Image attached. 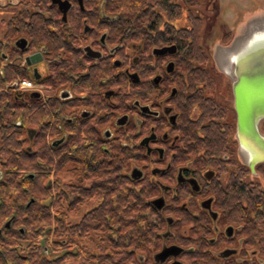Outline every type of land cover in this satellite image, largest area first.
Listing matches in <instances>:
<instances>
[{
	"label": "flooded vegetation",
	"instance_id": "flooded-vegetation-1",
	"mask_svg": "<svg viewBox=\"0 0 264 264\" xmlns=\"http://www.w3.org/2000/svg\"><path fill=\"white\" fill-rule=\"evenodd\" d=\"M7 3H48V12L58 13L48 16L55 21L48 22L50 42L25 55L40 53L46 65L42 71L40 61L25 62L42 86L38 95H30L43 98L53 117L55 107L61 112L64 135L52 145L65 142L72 124L82 135L103 137L112 166L124 176L125 193L138 191L152 205L150 215L166 221L153 260L186 264L185 251L198 246L221 264L262 260L257 236L249 245L241 214L226 205L233 198L241 201L242 183L262 184L264 172L257 168L264 162L254 172L243 161L233 80L227 75L229 99L218 98L214 69L213 79L204 74L211 69L207 46V57L193 58L198 16L189 0H0ZM263 11L242 23L236 35ZM21 38L15 45L26 49L27 38L24 48L16 44ZM215 67L225 73L217 61ZM65 70L70 71L67 84L54 93ZM188 70L204 78L183 79ZM184 220L188 229L182 232L193 246L180 242L177 229L187 224ZM170 245L185 250L158 261L161 256L155 255Z\"/></svg>",
	"mask_w": 264,
	"mask_h": 264
},
{
	"label": "trees",
	"instance_id": "trees-1",
	"mask_svg": "<svg viewBox=\"0 0 264 264\" xmlns=\"http://www.w3.org/2000/svg\"><path fill=\"white\" fill-rule=\"evenodd\" d=\"M48 11V3L0 5V12L10 14L0 37V264H163L151 252L161 245L166 221L150 215L153 207L138 191L125 193L124 176L112 166L103 137L82 135L72 124L67 125L65 142L52 145L64 135L58 107L53 117L43 98L16 89L18 79H34L22 63L25 55L50 42L48 22L55 21L48 16L58 13ZM194 22L193 58L200 59L207 57L201 17ZM19 37L28 39L26 49L15 45ZM69 72H61L54 93L67 84ZM213 73L210 69L204 74L213 79ZM182 78L204 76L188 70ZM244 169L250 171L246 165ZM257 169L264 172V164ZM240 189L241 201L233 198L226 207L241 214L249 245L257 236L254 243L262 260L254 264H264V187L247 181ZM75 215L79 217L73 219ZM177 232L183 245L193 246L180 228ZM206 249L185 251L186 264H221Z\"/></svg>",
	"mask_w": 264,
	"mask_h": 264
},
{
	"label": "water",
	"instance_id": "water-1",
	"mask_svg": "<svg viewBox=\"0 0 264 264\" xmlns=\"http://www.w3.org/2000/svg\"><path fill=\"white\" fill-rule=\"evenodd\" d=\"M16 44L21 48L26 39ZM238 49L229 52L230 63L222 69L233 80L235 107L238 116V137L243 161L255 172L256 165L264 162V133L260 124L264 120V23L257 25L248 33ZM41 60L40 53L27 55L29 65ZM217 61V59H216ZM218 63V62H217ZM220 66V65H219ZM37 79L39 75L35 76ZM38 95L37 92L34 93ZM33 133H31L32 135ZM185 250L179 245L164 246L155 255L158 261H165L168 256H177ZM228 253H223V256ZM171 264H182L179 260Z\"/></svg>",
	"mask_w": 264,
	"mask_h": 264
},
{
	"label": "rangeland",
	"instance_id": "rangeland-1",
	"mask_svg": "<svg viewBox=\"0 0 264 264\" xmlns=\"http://www.w3.org/2000/svg\"><path fill=\"white\" fill-rule=\"evenodd\" d=\"M189 5L194 10L195 15L201 17L202 20V39L205 41L204 44H206L205 46L208 48L211 69H214L215 72L214 79L218 80L215 87L216 95L218 98L227 101L230 95V88L228 87L230 81L226 73L216 69V60H214L213 50H216L217 44H230L239 32V26L250 16L264 10V0H189ZM9 16L8 13L0 12V37L4 35L6 30V24L3 20L8 19ZM4 63L6 64V61H4ZM22 63L25 64L24 60ZM38 65L42 71L46 70V65L43 60L40 61ZM20 91L28 93L35 92L29 90ZM261 127L264 130V123L261 124ZM64 178L69 180L70 176L65 175ZM261 181L262 187H264V179L262 178ZM91 205L92 203L88 204L86 209ZM78 217L79 215H75L73 219H77ZM179 228L181 231L182 229H188V223ZM49 252H51V250H49Z\"/></svg>",
	"mask_w": 264,
	"mask_h": 264
},
{
	"label": "bare ground",
	"instance_id": "bare-ground-1",
	"mask_svg": "<svg viewBox=\"0 0 264 264\" xmlns=\"http://www.w3.org/2000/svg\"><path fill=\"white\" fill-rule=\"evenodd\" d=\"M264 23V11L257 17L251 19L243 29L242 33L239 36H235L233 41L228 45H220L215 51V60L217 59L218 65L225 70V67L230 63L229 52H234L241 45L245 37H247L248 33L251 32L253 28L257 25H261ZM236 48V49H235ZM232 79V78H231Z\"/></svg>",
	"mask_w": 264,
	"mask_h": 264
},
{
	"label": "built area",
	"instance_id": "built-area-1",
	"mask_svg": "<svg viewBox=\"0 0 264 264\" xmlns=\"http://www.w3.org/2000/svg\"><path fill=\"white\" fill-rule=\"evenodd\" d=\"M15 86L17 90H29V91H36L41 89V85L37 83L33 79H18L15 82Z\"/></svg>",
	"mask_w": 264,
	"mask_h": 264
}]
</instances>
